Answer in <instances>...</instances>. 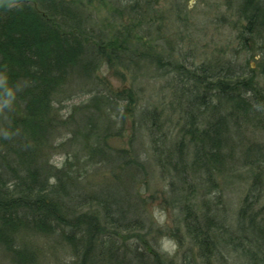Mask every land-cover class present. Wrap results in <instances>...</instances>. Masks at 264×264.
Wrapping results in <instances>:
<instances>
[{
  "label": "rangeland",
  "instance_id": "rangeland-1",
  "mask_svg": "<svg viewBox=\"0 0 264 264\" xmlns=\"http://www.w3.org/2000/svg\"><path fill=\"white\" fill-rule=\"evenodd\" d=\"M243 1L142 0L139 11L150 13L152 9V14L143 18L144 27L139 29L135 16H129L127 3L90 2L87 17L95 31L113 38L129 26L134 28L132 35L143 42L136 43L133 57L104 60L91 70L90 77L80 69L70 74L54 97L59 122L44 142L40 158L51 172L66 170L76 176L72 189L78 193L93 197L120 193L131 224L137 222L138 226L123 232L107 229V238L116 247L115 259L109 264H206L186 231L192 217L205 223L203 215L208 214L215 224L224 228L234 225L236 229L240 207L255 183L259 189L255 195L260 199L252 212L258 222H264V165L253 170L243 166L248 150L264 148V123L258 113L247 112L232 119L223 147L227 160L222 172L213 173L211 180L205 171L187 168L186 179L178 182L177 173L168 165L169 151L189 121L188 93L183 90V84L189 83L184 68L215 70L232 61L240 70L253 69L261 76L259 46L244 42ZM4 3L0 0V6ZM99 97L109 98L113 107L99 105L95 102ZM145 111L156 116L159 130L143 121L141 113ZM89 117L93 121L89 122ZM5 121L2 116L0 131ZM98 142L108 152H125L139 161L141 169L131 186L114 165L108 166L103 157L91 154ZM54 182L52 178L50 184ZM145 218L154 225L152 229L140 224ZM21 232L17 248L25 249L24 257L18 259L0 246V264L79 263L78 256L57 236L27 228ZM236 243L232 249L218 250L211 263L252 264L248 243ZM96 256L98 263L101 257L106 259L100 252Z\"/></svg>",
  "mask_w": 264,
  "mask_h": 264
},
{
  "label": "trees",
  "instance_id": "trees-1",
  "mask_svg": "<svg viewBox=\"0 0 264 264\" xmlns=\"http://www.w3.org/2000/svg\"><path fill=\"white\" fill-rule=\"evenodd\" d=\"M92 1L4 0L0 6V118L7 119L0 131V246L18 259L25 255L24 248H17L19 233L27 228L57 236L78 256V264H109L115 259L116 247L107 238V229L123 232L138 226L137 222L131 224L120 193L95 197L78 193L72 189L76 176L66 170L51 172L40 158L44 142L59 122L54 114V97L70 74L80 69L90 77L91 70L95 71L104 60L133 57L137 53L133 52L134 46L143 42L132 35L134 28L130 30L129 26L113 38L104 31H95L87 17ZM118 1L127 3L125 7L138 21V29L144 27V19L152 9L150 13L139 11L142 0ZM240 16L246 23L244 42L259 46L261 76L253 69L240 70L232 61L215 70L180 67L192 85L183 84L188 93L189 121L169 151L168 165L177 173L178 182L186 179L187 168L205 171L210 180L213 173L222 172L227 160L223 147L232 119L256 112L264 123V2L244 0ZM95 102L114 104L107 97L96 98ZM205 112L207 118L203 117ZM141 118L159 130L160 122L151 112L141 113ZM152 141L159 142L156 138ZM98 143L91 154L103 157L108 166L114 165L131 186L141 169L139 161L125 152H108ZM263 149L248 150L243 155V166L262 168ZM52 178L54 184H50ZM257 189L258 184H253L244 199L235 220L236 229L234 225L224 228L215 224L208 214L203 215L205 223L192 217L186 231L206 264H212L211 257L221 248L232 249L236 241L238 245L240 241L248 243L247 256L252 264H264V222H258L257 214L252 212L260 199L255 195ZM94 204L98 207L95 211ZM84 208L87 212L79 213ZM140 224L154 227L146 218ZM97 252L106 259L101 257L98 263Z\"/></svg>",
  "mask_w": 264,
  "mask_h": 264
}]
</instances>
